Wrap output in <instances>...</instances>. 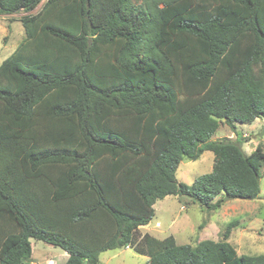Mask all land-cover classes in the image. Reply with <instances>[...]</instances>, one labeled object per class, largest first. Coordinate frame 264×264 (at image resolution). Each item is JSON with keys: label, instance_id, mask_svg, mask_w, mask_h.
Masks as SVG:
<instances>
[{"label": "trees", "instance_id": "obj_1", "mask_svg": "<svg viewBox=\"0 0 264 264\" xmlns=\"http://www.w3.org/2000/svg\"><path fill=\"white\" fill-rule=\"evenodd\" d=\"M39 8L37 11H35ZM25 36L0 65V264L31 240L101 264L132 249L145 264H264L227 240L141 234L154 205L206 211L261 194L264 149L214 139L264 118V0H0ZM214 154L191 185L185 159Z\"/></svg>", "mask_w": 264, "mask_h": 264}, {"label": "rangeland", "instance_id": "obj_2", "mask_svg": "<svg viewBox=\"0 0 264 264\" xmlns=\"http://www.w3.org/2000/svg\"><path fill=\"white\" fill-rule=\"evenodd\" d=\"M136 4L142 0H134ZM37 8L35 11H37ZM24 13L0 16V65L24 39V28L19 19ZM240 140L242 148L250 155L258 144L264 149V118L251 125H238L237 133L221 124L214 139ZM214 165V154L206 151L200 159L181 162L176 178L191 185L199 176L210 173ZM261 194L257 200L236 199L225 203L219 210L206 211L184 197L168 196L154 205L155 217L146 226L140 227L141 234L148 233L163 240L174 236L179 245L195 246L203 240H224L223 234L230 222L236 221L228 242L239 255H264V166L261 168ZM33 255L26 264H66L68 254L60 248L42 241L31 240ZM148 257L132 249L107 251L100 255L101 264H145Z\"/></svg>", "mask_w": 264, "mask_h": 264}, {"label": "built area", "instance_id": "obj_3", "mask_svg": "<svg viewBox=\"0 0 264 264\" xmlns=\"http://www.w3.org/2000/svg\"><path fill=\"white\" fill-rule=\"evenodd\" d=\"M48 264H54L52 261L48 262Z\"/></svg>", "mask_w": 264, "mask_h": 264}, {"label": "crops", "instance_id": "obj_4", "mask_svg": "<svg viewBox=\"0 0 264 264\" xmlns=\"http://www.w3.org/2000/svg\"><path fill=\"white\" fill-rule=\"evenodd\" d=\"M215 136H216V135H215ZM215 136H214V137H215ZM32 248H33V247H32ZM32 255H33V254H32Z\"/></svg>", "mask_w": 264, "mask_h": 264}, {"label": "water", "instance_id": "obj_5", "mask_svg": "<svg viewBox=\"0 0 264 264\" xmlns=\"http://www.w3.org/2000/svg\"><path fill=\"white\" fill-rule=\"evenodd\" d=\"M85 264H87V263H85Z\"/></svg>", "mask_w": 264, "mask_h": 264}, {"label": "clouds", "instance_id": "obj_6", "mask_svg": "<svg viewBox=\"0 0 264 264\" xmlns=\"http://www.w3.org/2000/svg\"><path fill=\"white\" fill-rule=\"evenodd\" d=\"M50 262V261H49Z\"/></svg>", "mask_w": 264, "mask_h": 264}]
</instances>
